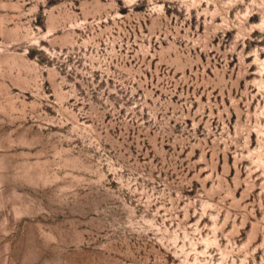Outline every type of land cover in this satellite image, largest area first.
<instances>
[{
    "label": "rangeland",
    "instance_id": "obj_1",
    "mask_svg": "<svg viewBox=\"0 0 264 264\" xmlns=\"http://www.w3.org/2000/svg\"><path fill=\"white\" fill-rule=\"evenodd\" d=\"M0 264H264V0H0Z\"/></svg>",
    "mask_w": 264,
    "mask_h": 264
}]
</instances>
